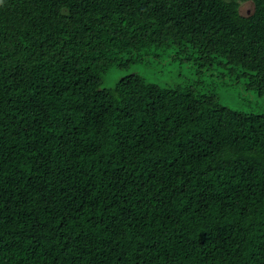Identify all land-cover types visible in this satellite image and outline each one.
Masks as SVG:
<instances>
[{"label": "trees", "instance_id": "trees-1", "mask_svg": "<svg viewBox=\"0 0 264 264\" xmlns=\"http://www.w3.org/2000/svg\"><path fill=\"white\" fill-rule=\"evenodd\" d=\"M135 62L185 75L101 86ZM230 92L264 98V0H0V264H264Z\"/></svg>", "mask_w": 264, "mask_h": 264}, {"label": "rangeland", "instance_id": "rangeland-1", "mask_svg": "<svg viewBox=\"0 0 264 264\" xmlns=\"http://www.w3.org/2000/svg\"><path fill=\"white\" fill-rule=\"evenodd\" d=\"M242 12L248 11L247 3L241 6ZM125 72H136L142 76H144L148 81L157 82L160 84H168L175 82L178 77H182L185 75V72H179V75L176 74V71L169 65L157 64L153 68H147L146 65L141 64V62H135L130 70L120 71L117 69H110L102 78L101 86L103 88H112L119 77L123 76ZM181 79V78H180ZM233 93L226 94L222 97V101L229 105L234 106L236 108H242L243 105L246 106L247 110L252 109L254 112L264 113V98L263 100H255L252 107L250 104L246 102V99H241L237 96H233Z\"/></svg>", "mask_w": 264, "mask_h": 264}]
</instances>
